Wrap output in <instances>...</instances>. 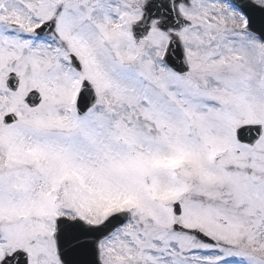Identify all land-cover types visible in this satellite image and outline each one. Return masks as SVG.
<instances>
[{
	"label": "snow or ice",
	"instance_id": "obj_1",
	"mask_svg": "<svg viewBox=\"0 0 264 264\" xmlns=\"http://www.w3.org/2000/svg\"><path fill=\"white\" fill-rule=\"evenodd\" d=\"M0 264H264V0H0Z\"/></svg>",
	"mask_w": 264,
	"mask_h": 264
}]
</instances>
